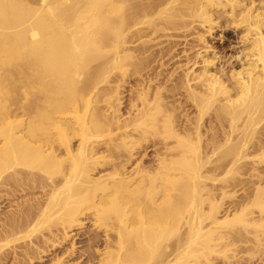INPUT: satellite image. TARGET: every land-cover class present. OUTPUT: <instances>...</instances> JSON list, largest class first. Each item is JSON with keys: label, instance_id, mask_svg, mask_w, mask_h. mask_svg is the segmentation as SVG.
<instances>
[{"label": "bare ground", "instance_id": "1", "mask_svg": "<svg viewBox=\"0 0 264 264\" xmlns=\"http://www.w3.org/2000/svg\"><path fill=\"white\" fill-rule=\"evenodd\" d=\"M230 22L222 63L203 34ZM191 26L204 50L167 72L176 44L149 42ZM53 247L59 264H264V0H0V264Z\"/></svg>", "mask_w": 264, "mask_h": 264}, {"label": "rangeland", "instance_id": "2", "mask_svg": "<svg viewBox=\"0 0 264 264\" xmlns=\"http://www.w3.org/2000/svg\"><path fill=\"white\" fill-rule=\"evenodd\" d=\"M220 19H218L217 20V22L219 21ZM222 22V21H221ZM231 23V22H230ZM227 23V24H224V23H222L221 24V27L219 28L218 26H214L213 28H212V30H211V33H204L201 29H200V27H196V28H194V26H193V29H192V26L191 27H187V28H183L182 30H181V27H180V31H178L177 29L175 30V29H170L168 32H167V30H166V32L168 33H165V34H163L164 33V31H159L160 33H156V35L155 34H151V35H155V38H157V39H155L154 37L151 39V42H149V45L151 44L152 46H150V48H152V50H156V49H159L158 48V43H161V44H159V45H161L160 47L162 48H164V51L166 50V48H167V46L169 45L170 46V44H167L168 42H174L175 44H176V46L174 45V47H171V49L173 50V51H168L167 52V56H169V55H171V53L170 52H172V56H169V57H172V59H170L169 57H165V55L163 56V58H161L160 59V61H165V62H167V61H169L170 62V65L168 64L169 62H167V65H169V67H171L170 69H169V67L168 66H166V65H164V68H166V69H168V70H170V71H167V72H171V70L173 69V68H175V67H177L178 66V64L179 65H181V64H183L184 62L181 60V61H178V60H180V59H183L182 57H181V54H183V53H181V50H182V48L183 49H185V48H188V50L186 49V51H188V52H186V53H188V55L189 56H192V55H195L194 53H196L197 51H203L204 50V47H202L201 48V44H204L202 41H200L199 40V42H198V38H197V33H199V32H203L204 34L203 35H205V37H206V42L209 44V45H212L213 47H215L214 49H215V51L218 53V52H220L219 53V55L220 56H222L223 58H222V63H223V60H229L228 58L229 57H231L232 55H235V53L237 52V50H239V46L241 45V43H240V38H239V35H240V28H238L239 26H236V23ZM216 25H219L218 23L216 24ZM235 26V27H234ZM224 27V28H223ZM222 28V29H221ZM188 29V30H187ZM190 29V30H189ZM191 29H192V31H191ZM195 29V30H194ZM198 30V31H197ZM186 31V32H185ZM194 31V32H193ZM239 31V32H238ZM169 32L170 33H173V34H169ZM177 32V33H176ZM189 32H190V34H189ZM201 32V33H202ZM174 33H175V35H174ZM158 34H160V35H158ZM187 34V35H186ZM163 35H165V37L163 36ZM167 35V36H166ZM150 35L148 34V36H146V38H148ZM157 36V37H156ZM180 36H182V37H180ZM185 38H184V37ZM195 36H196V39H195ZM208 36V37H207ZM159 37V38H158ZM164 37V38H163ZM167 37H169V38H167ZM145 37L144 38H142V39H146ZM163 38V39H162ZM173 38V39H172ZM155 39V40H154ZM158 39H160V42H159V40ZM171 39H172V41H171ZM154 40V41H153ZM167 40H169L168 42H167ZM176 40H177V43H176ZM186 40V41H185ZM195 40V41H194ZM163 43H162V42ZM238 41H239V43H238ZM187 42V43H186ZM194 42H195V44H194ZM197 42V43H196ZM167 44V46H165V44ZM189 43V44H188ZM201 43V44H200ZM188 44V45H187ZM164 45V46H163ZM182 45V46H181ZM157 46V47H156ZM185 46V47H184ZM186 46H188V47H186ZM196 46V47H195ZM166 47V48H165ZM179 47V48H178ZM176 48H178V49H176ZM192 48V49H191ZM170 49V48H169ZM181 49V50H180ZM160 50H162L163 51V49H160ZM191 50V51H190ZM176 51V52H175ZM190 51V52H189ZM194 51V52H193ZM196 51V52H195ZM184 52V53H185ZM192 52V53H191ZM168 53H170L169 55H168ZM175 53V54H174ZM178 53V54H177ZM201 53H203V52H201ZM177 54V55H176ZM192 54V55H191ZM175 56V58L173 59V57ZM183 57H184V54L182 55ZM179 57V58H178ZM164 58H166L167 59V61H166V59H164ZM169 59V60H168ZM175 59H177L176 61H174ZM172 60V61H171ZM232 60V59H231ZM173 62V63H172ZM174 62H175V64H174ZM180 62V63H179ZM155 63H156V65H155ZM154 63V61L152 62V66H153V64H154V66L155 67H157L158 66V64H159V61H156ZM177 63V64H176ZM226 65H228V63H226V62H224ZM166 64V63H165ZM236 63L234 62V65H235ZM176 65V66H175ZM237 65V64H236ZM160 66V65H159ZM159 66H158V68H159ZM163 66H160V68L159 69H157V70H160L161 68H162ZM134 78H136L135 76L131 79V78H126L127 79V81L129 80V81H131V80H133ZM134 82H136L135 80H133ZM133 81H131V82H133ZM131 82L129 83H127L126 85L128 86V85H131ZM124 83V82H123ZM126 83V82H125ZM124 83V84H125ZM121 89H124V90H126L125 88H123V87H121ZM128 90H126V91H123V93L126 95V96H124V94L122 95L124 98H125V101H124V103H123V108L125 109V108H127L128 106H127V103L129 102V101H126V99L128 98L129 99V94H130V92L128 91ZM129 93V94H128ZM122 97V99L124 100V98ZM127 102V103H126ZM126 103V104H125ZM124 105H125V107H124ZM122 108V109H123ZM212 110V109H211ZM211 110H207L206 112H207V114H206V112L202 115V120H204V121H202V122H204L203 123V125H202V128H204V126L206 125V121H208V125H211V123H210V121L209 120H211V117H210V113L209 112H211ZM209 114V115H208ZM210 117V118H209ZM207 119H209V120H207ZM213 124V123H212ZM205 127H207L208 128V126H205ZM207 128H204V130H206ZM203 130V131H204ZM208 130V129H207ZM206 130V131H207ZM205 131V132H206ZM208 133H210V132H208ZM151 142H146L145 143V148L146 149H143L142 150V152H141V154L143 155V151H144V158H147V157H149V156H151V155H153V151L156 149V144L154 143V145H153V142L150 144ZM153 148H155V149H153ZM152 153V154H151ZM221 174V173H220ZM220 174H219V177H220ZM222 175V174H221ZM208 181V180H207ZM210 181V180H209ZM208 181V182H209ZM208 182H206V184L208 183ZM217 183L216 184H218V187H220V184L221 183H224V181H216ZM221 182V183H220ZM210 185V182H209V184H208V186ZM238 192V191H237ZM219 194V190H217L216 191V197H218V196H220V194ZM205 196V195H204ZM222 196H220V198H221ZM219 198V197H218ZM228 197H224V198H222V203H223V205H222V207H225V206H228L229 205V199H227ZM179 199H181V198H179ZM184 199H186V198H183V200ZM219 200V199H218ZM224 200H226V201H224ZM232 200V198L230 199V201ZM179 201H181L182 203H184L183 201H182V199L181 200H179ZM225 202V203H224ZM1 204H3L4 205V202H2ZM225 204V205H224ZM91 212L90 211H88V213L86 212V215H87V217H88V219L86 218V219H84L83 220V223L84 224H82V225H80L78 228H75V230L73 231V232H75V235L73 236V239H71V240H73V242H74V246L75 247H78V249L76 248V250H80V249H85L86 247H85V245L87 244V241H85L83 238H85V234H82L81 232H83V231H86L85 230V228L88 230V228H92L91 227V221H89L92 217H94V216H92V214L89 216V214H90ZM83 216V215H82ZM86 223H88V224H86ZM82 230V231H81ZM81 231V232H80ZM98 231H100V230H98ZM77 232H79V233H77ZM81 234V235H80ZM83 235V236H82ZM82 238H81V237ZM182 235H180L179 237H181ZM70 240V241H71ZM81 240V241H80ZM83 240V241H82ZM78 241V242H77ZM70 242L68 241L67 243L65 242V245H66V247L68 246V244H69ZM83 244V246L81 247V245ZM79 246H80V248H79ZM87 246V245H86ZM66 247H64L63 246V248H66ZM85 247V248H84ZM53 248H55L54 249V252H52L53 250H51V252H49L51 255L50 256H44L43 258H41V259H36L35 261H34V264H59V261L58 262H56V261H54V258H58V257H60V255L61 254H63V253H60V252H64V251H62V250H65V249H61V248H58V250H60V251H58L57 250V248L56 247H53ZM52 248V249H53ZM56 251V252H55ZM56 253V254H55ZM53 254H54V256H53ZM58 254H59V256H58ZM96 256V257H95ZM94 256V258H95V264H96V258H98L99 256L101 257V255H99L98 256V254H96ZM98 256V257H97ZM51 259V260H50ZM80 258H74V259H69V263L71 262V263H79V260ZM48 260H49V262L50 263H48ZM65 260H67V259H65ZM72 260H73V262H72ZM98 260V259H97ZM51 261H52V263H51ZM54 261V262H53ZM8 262H10V263H8ZM8 262H6L7 264H11L12 262H13V260H9ZM81 262V261H80ZM74 263V264H75ZM90 263H92V262H90ZM80 264V263H79ZM85 264H89V263H85ZM94 264V263H93Z\"/></svg>", "mask_w": 264, "mask_h": 264}]
</instances>
